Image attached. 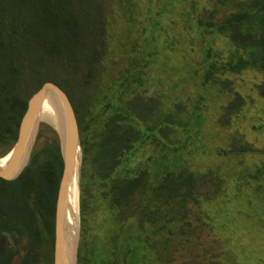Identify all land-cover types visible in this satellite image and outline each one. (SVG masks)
Wrapping results in <instances>:
<instances>
[{
    "label": "rangeland",
    "instance_id": "rangeland-1",
    "mask_svg": "<svg viewBox=\"0 0 264 264\" xmlns=\"http://www.w3.org/2000/svg\"><path fill=\"white\" fill-rule=\"evenodd\" d=\"M46 2H6L11 25L30 22L26 45L21 39L28 61L38 68L51 63L55 83L75 111L92 104L88 118L92 111L104 122L101 113L115 90L121 108L129 102L126 110L139 113L135 124L143 130L144 141L136 144L119 176L136 177L147 170L151 187L168 171L197 178L193 198L172 207L154 201L151 209L161 208L166 219L145 225L140 209L134 217L125 211L124 222L116 219V212L100 201V183L94 194L89 185L95 200L85 213L83 238L80 171L69 203L78 193V240L71 264H96L115 252L121 264H264V173H259L264 168V96L258 91L264 74L248 68L221 74L216 87L203 85L206 58L225 62L234 50L228 37L198 24L216 0H53L73 21L79 17L80 26L68 27L61 22L48 26L47 15L39 16ZM232 9L223 7L218 18ZM100 39L102 55L89 78L83 60L87 56L93 62ZM136 75L142 82L132 85ZM127 78L121 89L120 81ZM88 80L94 84L87 86ZM236 94L244 98L243 107L225 115ZM43 125L59 136V126L46 112L40 115L38 130ZM150 193L137 200L145 205Z\"/></svg>",
    "mask_w": 264,
    "mask_h": 264
},
{
    "label": "trees",
    "instance_id": "trees-1",
    "mask_svg": "<svg viewBox=\"0 0 264 264\" xmlns=\"http://www.w3.org/2000/svg\"><path fill=\"white\" fill-rule=\"evenodd\" d=\"M6 2L0 0V157L15 146L31 97L44 82H57L53 76L55 68L49 66L51 63L38 68L28 61L24 46L30 22L23 19L18 26L11 25ZM230 5H233V9L218 18L222 8ZM38 11L39 16L47 15L44 18L48 26L53 27L59 22L66 27L80 26L78 16L73 21L67 10L56 2L53 4V0H47ZM198 24L215 34L228 37L234 49L225 62L218 58H206L204 86L216 87L220 82L217 77L228 72L240 73L253 68L264 74V0H216L214 8L205 19H198ZM42 34L43 30L38 31L34 37ZM50 35L48 40L52 41ZM22 38L25 45L21 42ZM97 42L93 62L87 56L83 60L84 76L89 78H92L102 55L98 49H103V40ZM55 50L53 47L51 52ZM126 81L128 78L120 81L121 89ZM140 81L141 78L136 75L132 85ZM86 84L91 86L94 83L88 80ZM258 91L264 96V79L258 85ZM243 99L236 94L234 104L231 108L227 106L225 115L239 111L244 105ZM91 105L89 102L80 106L84 108L83 112L82 108L76 110L82 148L80 206L83 238L86 235L85 213L91 201L95 200L92 195L97 183H100V201L107 202L108 207L116 212V219L123 222L126 220L125 211L129 212L127 217H134L138 213L136 210L140 209L142 224H154L161 218L166 219L161 215L160 207L158 210L151 209L154 201L172 207L183 206L187 199L193 198L197 178L192 173L168 171L156 187L149 184L147 170L136 177H120L119 169L135 150L136 144L144 141L143 130L135 124L139 113L121 108L117 90L101 113L103 123L99 122L100 114L94 117L92 111L91 118H88V108L92 110L93 107ZM44 130L51 131L52 136L47 137ZM62 172L60 138L48 125L40 126L30 160L21 174L13 180L0 177V264H54L56 203ZM259 173H264V168L259 169ZM89 185L93 190L91 196ZM149 192L151 198L142 205L137 196L144 197ZM138 248L136 246L134 250ZM134 250L129 247L128 252ZM99 260L96 264H121L122 261L121 255L116 252L109 260Z\"/></svg>",
    "mask_w": 264,
    "mask_h": 264
},
{
    "label": "water",
    "instance_id": "water-1",
    "mask_svg": "<svg viewBox=\"0 0 264 264\" xmlns=\"http://www.w3.org/2000/svg\"><path fill=\"white\" fill-rule=\"evenodd\" d=\"M48 95L53 96L60 108L59 138L63 155L55 216L54 264H65L66 220L69 212V190L73 181L77 159L82 161L81 134L76 111L68 94L58 84L46 81L31 97L21 120L18 140L7 162L0 166V177L16 179L27 166L35 144L41 110ZM4 157V156H3ZM0 157V160L3 159Z\"/></svg>",
    "mask_w": 264,
    "mask_h": 264
},
{
    "label": "bare ground",
    "instance_id": "bare-ground-1",
    "mask_svg": "<svg viewBox=\"0 0 264 264\" xmlns=\"http://www.w3.org/2000/svg\"><path fill=\"white\" fill-rule=\"evenodd\" d=\"M51 108H55V109H51ZM45 112L49 115V117L53 119V121L55 122V125L60 127L59 104L57 103L56 99L51 95L47 96L43 104L41 113H45ZM8 158L10 157L8 156L5 160H0V166H4ZM79 176H80V159L78 158L76 162V166H75V172L73 175V181L71 183V187L69 190V203H70V199L72 196V192L75 187V183L78 180ZM77 197H78V193L73 195V199H72L73 201L71 202V205L69 206V212H68L67 220H66V243L67 244L64 250L65 264H71L75 258L74 253H75L76 245L74 246V243H75V240L77 239V234H78Z\"/></svg>",
    "mask_w": 264,
    "mask_h": 264
}]
</instances>
